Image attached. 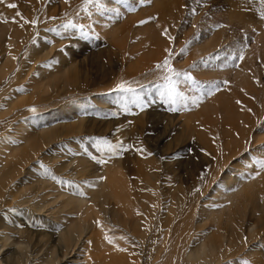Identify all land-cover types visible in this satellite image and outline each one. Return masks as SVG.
<instances>
[{"label":"rangeland","instance_id":"obj_1","mask_svg":"<svg viewBox=\"0 0 264 264\" xmlns=\"http://www.w3.org/2000/svg\"><path fill=\"white\" fill-rule=\"evenodd\" d=\"M18 1L0 0V28L9 31L7 36L1 31L4 42L0 41V50L6 54L0 57V124L5 127L9 122L6 129L0 128L4 129L0 131V170L24 164V170L16 168L12 174H19L14 186L29 181L20 186L18 198L31 190L33 181L45 182L52 175L53 159L60 164L73 162L85 175L121 173L133 191L139 188V179L152 173L155 180L150 184L153 191L158 190L161 203L155 217L147 204L133 203L130 208L141 219L139 228L112 226L106 237H122L120 245L127 254L147 264V245L159 233L154 256L160 251L161 255L154 264H163V257L174 246L178 261L184 247L194 245L189 235L185 242L179 231L193 213V200L213 177H220L212 188L227 197V206L222 200L213 203L219 209L223 206L222 211L216 208L221 218L208 220L202 232L215 239L225 232L233 240L232 248L241 245L246 251L226 258L223 264H264V170L256 163L264 160V58L249 62L251 91L237 85L233 76L219 78L225 70L234 72L247 66L245 56L261 46V31L255 27L250 33L232 21L228 15L232 0H103V8L85 5L84 0ZM238 1L241 7L253 10L246 13L256 24L264 26L259 0ZM19 28L25 33L20 34ZM149 36L155 37L151 40ZM166 60L176 72L195 81L173 77L184 97L175 104L166 95L165 77L171 75L164 66ZM44 68L47 74L61 75L55 86L43 74ZM121 84L125 90H120ZM231 101H235L231 116L221 113L222 108L211 109ZM49 128L52 131H44ZM29 161L37 165L38 175L23 180ZM214 164L222 169V176L215 174ZM65 183L79 186L53 176V188L45 189L52 196L48 201ZM180 191L187 197L181 211L177 215L166 212L177 210L175 196ZM206 202L204 198L201 204L206 206ZM12 211L17 210H6L3 222L19 238L20 229L29 225L19 222ZM173 217L180 221L179 230L168 232L167 223ZM35 219L37 224L31 225L35 228L28 231L47 235L44 242L50 244L51 229L55 233L59 227L48 225L46 217ZM215 222L219 225L213 226ZM250 224L259 226L253 241ZM238 234L243 236L242 244ZM163 243L166 251L161 250ZM73 250L80 251L75 262L87 257L82 247ZM17 262L22 264V259Z\"/></svg>","mask_w":264,"mask_h":264},{"label":"bare ground","instance_id":"obj_2","mask_svg":"<svg viewBox=\"0 0 264 264\" xmlns=\"http://www.w3.org/2000/svg\"><path fill=\"white\" fill-rule=\"evenodd\" d=\"M230 3L231 5L229 6L228 15L230 16V18L233 19L232 21H238L239 24L246 27L250 31V33H252V29H254L255 27L258 28L261 31L260 36H258L259 42H261V46L256 45L258 47H256L255 49L253 47L246 54L245 57L249 58V60L245 62L247 66H244L242 68L239 67L234 72L232 70L229 71V69L225 70L223 71L225 74L223 76H219V78H228L229 76H233V80L237 85H241L242 87L248 88L249 91H251L253 82H250L251 78L249 76V69L251 67V63L249 62L256 57L264 58V26H262L263 24L260 23L256 24L252 15L246 13V11L253 12V10L245 9L244 6L241 7L238 0H232ZM259 6L260 5L258 4L257 7ZM19 30L21 31H19L20 34L23 32L25 33L23 28H19ZM37 30L39 32V29ZM1 31L4 32V36H7L6 34H8L9 31L7 28H0V41H3L4 36L3 34V37L1 36ZM45 33L47 34V32ZM31 35L32 34L27 37L28 40H30ZM149 37H151L150 39L152 40V37L154 39L155 36ZM155 39L157 40V38ZM3 42H1V44ZM198 46H200V44ZM1 53L2 50H0V57L4 52L2 54ZM200 70L204 69L202 68ZM42 71L43 74H47V70L45 68ZM48 73L49 74H47L46 76L48 77V79H50L51 85L55 86V83L60 74H58L57 76L50 72ZM249 91L247 90V92ZM232 104H235V101H231V103H225L224 105H221V107H218L216 104L213 105L211 109H214L217 112V109L222 108L221 113L224 112L223 114H225V116H231V109L233 108ZM11 121L12 120H10V122ZM7 124L5 126L6 128L8 127ZM229 125H232V122H230L228 126ZM3 126L4 124H0V128L6 129ZM4 129H1L0 131ZM49 130L51 129L49 128L44 131H47L48 133ZM48 135H50L51 137L52 134L50 133ZM219 160L216 161L217 165ZM52 163L54 165V171L52 175L46 178L45 182L40 183L38 181H33V187L32 185H29L31 186V190L29 192H22V197L20 196L19 198L18 195L20 193V186L24 184L27 185L29 181L28 183L19 182L17 186H14L15 176L19 174H12L16 168L17 171L18 169L19 171L22 169L24 170L25 166L22 167V165L24 164H22L21 166L11 167H9V165H6L4 169L0 170V264H21L17 262V260L19 259H22V264H140V260L135 258L132 259L130 257L131 255L127 254L128 251L125 250L123 246H121L123 244L120 245V242L122 243L124 240L120 239L122 237H120L119 239L116 237H111L112 243H109L108 239L106 238V235L109 231L108 229H111L109 227L112 226L117 227L120 225H124L127 228H139V226L141 225V219L137 215V213L130 208L131 206H133V203L140 206L147 204L148 210L151 213L152 217H155L156 213L160 209L161 203L158 202V190L153 191L154 186H152L153 184H150L153 183V181L155 180V177L152 176V173L146 175V179H139L140 182L137 183L139 188L136 191H133L130 188L131 186L127 184V178H125L121 173L113 171H103L100 173L91 172L85 175L74 167L73 162H61L60 164L59 161L53 159ZM55 164L59 169H56ZM27 165H29V169H27V172L24 173V175H26L23 180H32L34 176L38 175L34 169V167H36L37 165L35 163L31 164V162L30 164L27 163ZM222 165L224 169L225 164L222 163ZM217 167L216 165L214 166V168ZM218 168L216 171H213L217 176H222L223 172H221V166V171ZM140 171L142 172L143 177H145L144 172L142 170H139V173ZM53 176L63 178L64 180L69 181L71 183L77 182L79 186H77L76 188V186L70 183H65L64 188H59V190L55 192L54 198L48 201V199L52 196L49 194L50 190L46 191L45 189L53 188ZM218 180H220V177H213L209 182L208 188H206V190L204 189L205 191L202 193V195L193 200L191 206L193 209V213L190 218L187 217V219H184V223L179 231L181 234L180 237L185 240V242L187 241V237L189 235V240H191L192 243L194 242V245H186L179 256L178 261L175 256L177 252V245L174 246L171 252L169 254L167 252V255L163 257L165 258L163 264H223V260L236 255L239 251L241 254H244L246 252L245 250L241 249V245L239 246V248H232L233 240L231 238H228L225 232L219 233L220 235L216 237V239L212 237L211 233L202 232V229L206 227V223L208 222V220H211V218H215L217 219V221L219 220L218 217L220 215L217 214L219 208H217V206H212L213 203L217 200L219 202L222 200V202L224 201L223 203H225L227 206V203L225 202L227 197L218 195L212 188L214 182ZM78 187H80V189H82L83 191H81ZM242 188L243 187L241 184L240 189ZM147 190L154 193H151L149 195L145 194ZM84 192L87 193V195L80 194ZM167 196L164 192L163 197L166 198ZM186 198L187 197L184 191L178 192L175 196L177 210L166 209V212L168 211L170 213H174V215H177V213L181 211ZM204 198H207L206 206H203L201 204L203 203ZM91 201L93 202V204H90L92 203ZM218 201L216 203H218ZM91 205H93L94 207H91ZM13 208H16L17 210L16 213L12 211L14 217H16L19 222H22L23 225H29L28 227H26V229H20L22 230V232L18 229L19 227L17 228V230L15 229L16 231L19 230V232H21L19 233V238L16 237L14 228L12 226L6 225L3 222V218L4 216H6V210L9 211ZM222 208L223 206L221 205L219 211ZM208 212H211L212 214L205 216V214ZM35 216L46 217L48 219V225L53 224L54 226L59 227L55 233H53V229H51L52 241L50 244L44 242V239L47 235H44L41 232H38L37 230L36 234H40L33 235L34 233H31L30 230L28 231L30 227L35 228V226L31 225L37 224ZM179 222L180 221L176 220V217H173L167 223V231H178ZM228 222L227 224H229ZM230 222L233 221L230 220ZM212 225L217 226L219 224L215 222ZM235 226L236 225H234V227ZM257 227L255 224L249 225L248 232L251 237L250 240L252 241L258 235L257 233L259 231V228ZM217 229L219 228L217 227ZM256 230H258L257 233ZM158 235L159 233L155 234L154 238L149 241V245H147V264H154V259L158 258L159 255H161L160 251L156 256H154V253L157 251L155 242L159 240ZM118 240L120 241L118 242ZM238 240L240 244H242L243 236L241 234H238ZM116 243H119V246H116ZM77 246L82 247V253L83 251L87 253V257L78 258L82 259V262H75L74 260L77 258V255L80 252L79 250H73ZM164 248L165 245L163 243L161 250ZM164 251L166 250L164 249ZM250 251L252 253L255 252L254 250ZM249 253L247 254V256L250 255ZM13 255H16V257H12ZM14 260L16 262H13Z\"/></svg>","mask_w":264,"mask_h":264},{"label":"snow or ice","instance_id":"obj_3","mask_svg":"<svg viewBox=\"0 0 264 264\" xmlns=\"http://www.w3.org/2000/svg\"><path fill=\"white\" fill-rule=\"evenodd\" d=\"M65 2H68V0H65ZM85 2V5H96L98 8H103L104 7V4H103V0H84ZM197 3L200 2V0H196ZM259 4H260V10H259V15H260V18L262 20H264V0H259ZM8 7L10 8H15L16 5L14 4H9ZM195 11V9H193V12ZM69 26H72V27H75V25H69ZM169 39H171V37H169ZM183 51V50H182ZM164 66L167 68L168 72L171 74L169 76H166L165 79L167 80V85H166V95H167V98H168V101L170 104H175L177 102V99H184L182 93H180L178 91V81L173 79V77H181L183 76V79L185 81H192V83L194 84L195 81L193 80V78L188 75V74H181V73H178L175 71V69H173L171 66H170V61H165L164 63ZM157 67H160V65H157ZM120 90H125V86L123 84H121L119 86ZM128 91H131V89H127ZM209 94H212L211 92ZM194 103L196 101H193ZM172 111H175L176 109L175 108H172L171 109ZM32 111H35V109H32ZM102 143L104 144H107L108 142L107 141H102ZM256 163L259 164V168L261 170H264V160H260V161H257ZM47 172V170H46ZM203 178V177H201ZM81 195H83V193H80ZM109 241V243H112V239L111 237H106ZM244 264H250V262L248 261H244Z\"/></svg>","mask_w":264,"mask_h":264}]
</instances>
